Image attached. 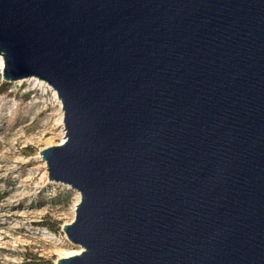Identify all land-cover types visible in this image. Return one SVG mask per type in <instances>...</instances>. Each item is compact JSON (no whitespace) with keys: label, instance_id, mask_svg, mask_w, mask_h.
I'll return each instance as SVG.
<instances>
[{"label":"water","instance_id":"1","mask_svg":"<svg viewBox=\"0 0 264 264\" xmlns=\"http://www.w3.org/2000/svg\"><path fill=\"white\" fill-rule=\"evenodd\" d=\"M0 56L62 104L57 264H264V0H0Z\"/></svg>","mask_w":264,"mask_h":264},{"label":"rangeland","instance_id":"2","mask_svg":"<svg viewBox=\"0 0 264 264\" xmlns=\"http://www.w3.org/2000/svg\"><path fill=\"white\" fill-rule=\"evenodd\" d=\"M0 77V264H57L56 251L79 249L63 228L80 196L50 182L41 157L66 136L64 117L44 82Z\"/></svg>","mask_w":264,"mask_h":264},{"label":"bare ground","instance_id":"3","mask_svg":"<svg viewBox=\"0 0 264 264\" xmlns=\"http://www.w3.org/2000/svg\"><path fill=\"white\" fill-rule=\"evenodd\" d=\"M4 70V60L2 57H0V71H1V74ZM34 81H38L37 79H33ZM54 92V91H53ZM54 98L56 99V101L58 102L59 104V107H60V110H61V114L63 115V110H62V104H61V101L59 100L58 98V95L57 93L54 92ZM63 120V118H62ZM64 124V123H63ZM65 130V129H64ZM66 132V131H65ZM66 136H63L62 140L59 142L58 146H61L63 145L65 142H66ZM77 205V204H76ZM76 205H75V208H76ZM75 208H74V212H75ZM57 252V255L59 256V260H63V259H69V258H72V257H75V256H78L81 254L82 250L81 249H78V250H73V251H65V250H58L56 251Z\"/></svg>","mask_w":264,"mask_h":264},{"label":"trees","instance_id":"4","mask_svg":"<svg viewBox=\"0 0 264 264\" xmlns=\"http://www.w3.org/2000/svg\"><path fill=\"white\" fill-rule=\"evenodd\" d=\"M2 87H4V84L1 83V77H0V90H2Z\"/></svg>","mask_w":264,"mask_h":264}]
</instances>
